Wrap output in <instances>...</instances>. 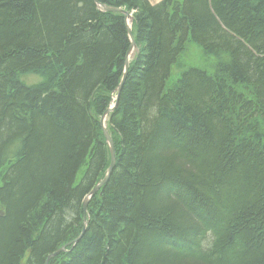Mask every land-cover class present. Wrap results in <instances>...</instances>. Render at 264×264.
Listing matches in <instances>:
<instances>
[{
  "label": "trees",
  "instance_id": "16d2710c",
  "mask_svg": "<svg viewBox=\"0 0 264 264\" xmlns=\"http://www.w3.org/2000/svg\"><path fill=\"white\" fill-rule=\"evenodd\" d=\"M0 205V264H264V0H0Z\"/></svg>",
  "mask_w": 264,
  "mask_h": 264
},
{
  "label": "water",
  "instance_id": "95a60500",
  "mask_svg": "<svg viewBox=\"0 0 264 264\" xmlns=\"http://www.w3.org/2000/svg\"><path fill=\"white\" fill-rule=\"evenodd\" d=\"M100 7L105 10V11H116V12H120V13H123L125 16H126V24H127V29H128V34H129V38L131 40V44H130V48L128 50V53L126 55V60H125V64H124V76H123V79H122V82L120 83V86H119V89H118V94L116 96V101L114 103V105L110 106L101 116V125L104 129V135H105V139H106V142H107V145L109 147V150L111 152V164L107 170V173L106 175L104 176V178L98 183L96 184V186L91 190V192L88 194V196L86 197V199H84V219H83V229H82V233L81 235L74 239V242H73V247L75 245V243L78 242V240L80 239V237L82 236V234L84 233L85 229H86V226H87V222H86V218H87V207H88V202L89 200L91 199L92 196H94L100 189L102 186H104L109 178H110V175L115 167V163H116V150H115V145H114V141H113V138H112V135L110 134V132L108 131L107 129V126H106V120H108V117H109V114L111 112L114 111V109L116 108L117 106V102H118V98H119V95H120V92H121V89H122V86H123V83H124V80L127 76V72H128V69H129V59H130V56L131 54L136 50V43L134 41V35H133V31H132V28H133V14L131 15L129 12H127L126 10H124L123 8H117V7H114V6H108V5H100ZM137 51V50H136ZM70 243L66 244V245H63L61 246L54 254H50L47 259H46V263L45 264H49L50 260L54 257V256H57L59 255L60 253L64 252L67 250V246L69 245Z\"/></svg>",
  "mask_w": 264,
  "mask_h": 264
},
{
  "label": "rangeland",
  "instance_id": "374dc122",
  "mask_svg": "<svg viewBox=\"0 0 264 264\" xmlns=\"http://www.w3.org/2000/svg\"><path fill=\"white\" fill-rule=\"evenodd\" d=\"M149 2H150V4H153V5H160L161 4V2L163 1V0H148ZM131 15L132 14H134V12H129ZM134 41H135V43H136V40H135V38H134ZM130 42H131V40H130ZM131 44V43H130ZM136 50L131 54V56H130V59H129V65H130V61H131V59L133 58V56L135 55V54H137L138 53V51H139V46L137 45V43H136ZM189 47H190V50L187 52V61H185V63H188V61H190V62H197V63H200V64H204V65H211V64H215V58L214 57H212V56H207L203 51H202V49L199 47V46H196L195 44H190L189 45ZM181 74V72H178V69L177 68H175L174 69V74H172V77H171V79H170V81L169 82H175V81H177V79L181 76L180 75ZM25 80L26 81H29L30 83H34V82H38V81H41L42 80V77L41 76H39V75H29V76H27L26 78H25ZM120 86V85H119ZM118 89H119V87H118ZM117 96V95H116ZM116 96H115V98H114V101H113V104H111V105H109L107 108H109L110 106H112V105H114V103H115V101H116ZM112 113V112H111ZM110 113V114H111ZM110 114H109V117H110ZM109 117H108V119H109ZM106 126H108V120H106ZM116 158H117V156H116ZM116 164V163H115ZM93 197V196H92ZM91 197V198H92ZM0 211L2 212V211H4V208L0 205ZM86 215H87V213H86Z\"/></svg>",
  "mask_w": 264,
  "mask_h": 264
}]
</instances>
